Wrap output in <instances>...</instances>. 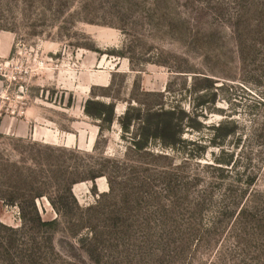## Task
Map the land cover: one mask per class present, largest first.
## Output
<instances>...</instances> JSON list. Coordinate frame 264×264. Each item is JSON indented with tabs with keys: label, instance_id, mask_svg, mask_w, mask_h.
<instances>
[{
	"label": "rangeland",
	"instance_id": "1",
	"mask_svg": "<svg viewBox=\"0 0 264 264\" xmlns=\"http://www.w3.org/2000/svg\"><path fill=\"white\" fill-rule=\"evenodd\" d=\"M0 264H264V0H0Z\"/></svg>",
	"mask_w": 264,
	"mask_h": 264
},
{
	"label": "trees",
	"instance_id": "2",
	"mask_svg": "<svg viewBox=\"0 0 264 264\" xmlns=\"http://www.w3.org/2000/svg\"><path fill=\"white\" fill-rule=\"evenodd\" d=\"M106 107L110 108L109 114H106V112L104 111V108H106ZM92 109L95 110V112H92ZM111 110H112V104H109L108 106H106L103 103H98V102H95L92 100H87L85 103V108H84L85 113L89 117L100 121V123L105 122V123H109V124H112L114 121V118H113L114 116L112 115ZM175 111H176L175 109H172L170 111H165V110L161 109V110L153 113L152 117H154V119L151 120L148 124H149V126L152 124L154 125V131L157 132V134H153L152 138H161L162 139V136H164L163 135L164 132H169L171 130H174L173 133H176L175 129H176V127H179L178 126L179 124L178 125L175 124L173 121V118H172L174 116ZM128 125H126V127L123 126V128L128 129V127H127ZM145 127H146V124L143 121V125L141 126V128L144 129ZM227 127H228V122L220 124L218 127H214L215 133H214L213 138L209 141V144L214 146V147H218V148L223 147L224 146L223 144L226 142L225 138H228L233 133V130L231 131V130L226 129V133L224 134V136H225L224 139H222L223 137L220 138V132L223 131V129H225ZM102 132H103V129L101 127L99 134H101ZM174 139H175V137H174ZM148 141H149V138L144 136L142 141L133 140V145L139 149L146 148ZM179 142L183 143L186 149H188L187 148L188 145H196L197 144V142L193 141V140L187 141V140H181V139L177 140L176 139V141L174 140V141H171L170 143H168L169 144L168 146H171V148H174L177 146V143H179ZM200 148H202V147H200ZM198 152H199V150H190L189 154L191 156H193L194 158L201 157L202 154H200ZM50 205L54 209H56V206L52 201H50ZM21 220L24 221L25 217L23 216V219L21 218ZM39 223L42 227H46L49 229H55L59 225V219H58V217L51 219V220L40 219Z\"/></svg>",
	"mask_w": 264,
	"mask_h": 264
}]
</instances>
